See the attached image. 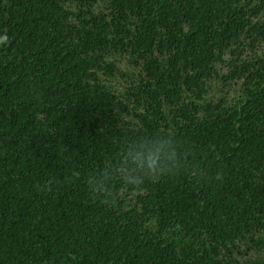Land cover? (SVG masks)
Masks as SVG:
<instances>
[{
	"label": "trees",
	"instance_id": "1",
	"mask_svg": "<svg viewBox=\"0 0 264 264\" xmlns=\"http://www.w3.org/2000/svg\"><path fill=\"white\" fill-rule=\"evenodd\" d=\"M0 264H264V0H0Z\"/></svg>",
	"mask_w": 264,
	"mask_h": 264
},
{
	"label": "clouds",
	"instance_id": "2",
	"mask_svg": "<svg viewBox=\"0 0 264 264\" xmlns=\"http://www.w3.org/2000/svg\"><path fill=\"white\" fill-rule=\"evenodd\" d=\"M181 165L195 167L189 164V158L184 155L174 136L166 133L142 135L121 148L115 169L90 176L87 188L91 195L106 197L109 183L114 177H118L126 187L137 186L144 179L174 174Z\"/></svg>",
	"mask_w": 264,
	"mask_h": 264
}]
</instances>
